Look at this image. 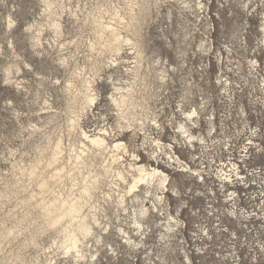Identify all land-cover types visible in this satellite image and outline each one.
Returning a JSON list of instances; mask_svg holds the SVG:
<instances>
[{
    "label": "rangeland",
    "instance_id": "obj_1",
    "mask_svg": "<svg viewBox=\"0 0 264 264\" xmlns=\"http://www.w3.org/2000/svg\"><path fill=\"white\" fill-rule=\"evenodd\" d=\"M200 1L208 6V19L207 14L200 13L197 20L187 9L188 3L193 6ZM105 4L124 7L122 0H60L56 13L63 30L56 37L47 26L41 0H0V192L5 193L0 200V232L23 220L24 195L7 191L8 187L18 186L22 191L30 187L22 168L39 157L49 137H77V131L67 126L69 113L63 92L73 75L60 66L59 59L69 58L73 66L76 56V65L83 66L86 45L94 39L84 16ZM187 4L172 6L166 0H150L140 36L147 47L145 64L161 60L168 69L174 68H170L165 88L159 90V101L152 104L159 123L151 127V140L158 143L151 141L142 147L143 136L139 135L138 148H131L143 163L155 165L150 160L153 152L159 157V168L170 176L168 203L153 218L144 250L130 256L125 245L116 247L117 240L106 236L107 242L118 248V256H111L106 245L99 264H148L149 259L152 264H264V195H259L264 184V0L256 6L253 3L250 9H243L236 0H187ZM8 20L14 21L10 30ZM37 22L45 26L42 47L33 46L34 29L27 30ZM203 38L210 45L207 52L198 47ZM60 44H67V49L61 51ZM17 64L20 73L16 72ZM253 66L259 68L263 78L255 77ZM7 69L12 72L9 77ZM156 70L159 68L143 71L155 88L159 85ZM114 72L108 60L100 73L102 100L83 123L90 134L116 124L107 100L111 93L109 75ZM195 109L201 116L192 128L196 139L190 143L182 136L180 123L185 120L184 113ZM56 113L55 122H51L50 117ZM121 139L128 142L129 134ZM165 153L181 158L188 171L182 173V168L169 166ZM231 163L241 168L235 171ZM228 171L234 175V183L222 185L219 174ZM196 172L198 177H193ZM245 178L247 186L240 185ZM233 192L237 193L235 200L227 198ZM231 208L233 214L228 211ZM109 212L112 214L113 208ZM170 214L179 225L174 237L164 243L159 240L161 229L154 222L165 224ZM24 240L20 233L3 242L0 264H49L50 256L57 264H74L60 254L53 255L56 248L49 233L25 249Z\"/></svg>",
    "mask_w": 264,
    "mask_h": 264
},
{
    "label": "bare ground",
    "instance_id": "obj_2",
    "mask_svg": "<svg viewBox=\"0 0 264 264\" xmlns=\"http://www.w3.org/2000/svg\"><path fill=\"white\" fill-rule=\"evenodd\" d=\"M41 1L46 9L47 26L53 29L56 37L60 36L63 26L56 13L60 0ZM122 1L124 7L120 5L111 8L105 4L100 5L96 11L85 14L84 23L93 31L94 39L89 40L86 45L88 54L85 53L82 67L76 65V56L73 57V66L69 58L60 57V66L65 71H71L73 75L72 79L65 81L63 92L69 113L67 126L70 130L77 131V137H73V134L69 135L68 140H53L49 137L39 157L34 158L30 166L21 170L22 176L30 181V187H23V191L18 186L8 187L7 191L12 195H24V213L22 221L6 226L3 232H0V245L22 233L25 237L22 248L25 249L31 243H36L39 236L49 233L51 243L56 248L53 255L60 254L64 260L74 264H99L106 245H109L111 256L117 255L118 248L106 240V236L110 235L117 240L114 242L116 247L123 244L130 250V256L146 248L151 236L149 232L153 229L151 222L155 215L165 210L164 207L168 203L165 204L166 193L170 190V176L159 168V157L154 152L150 155V160L155 165L143 163L137 152L131 148H138L136 139L139 135L143 136L142 147L147 143H158L151 140V127L159 123L152 106L157 104L162 96L159 90L165 88L170 70L174 68L168 69L161 60L152 64L144 63L147 47L140 40V36L141 28L146 23L150 0ZM155 1L158 3L160 0ZM236 1L243 9H250L253 3V6H256L259 2ZM166 3L172 6L181 3L186 5L187 0H166ZM194 4L186 5L194 18L198 20L200 13H204L208 19V6L203 1ZM169 14L171 15V12ZM106 16L109 21H106ZM7 22L10 30L14 21ZM42 23L37 22L35 26L27 29H34L31 36V40L35 41L34 47L43 46L45 26ZM261 30L264 34V23ZM262 43L264 46V38ZM209 46L204 38L198 45L199 50L206 52ZM76 47L78 49V46ZM59 48L61 51L67 49V44H60ZM38 53L40 54L39 51ZM124 53L133 57L126 58ZM108 60L119 74L115 76L114 72L109 75L111 93L107 99L115 112L116 124L90 134L83 123L88 119L93 107H97L102 100L98 88L99 81H103L100 73ZM156 67L159 68L155 78L159 83L157 88L147 73L143 72H153ZM15 68L17 73L22 72L20 65L17 64ZM252 69L256 78H263L259 68L253 66ZM7 73L9 77L11 69H7ZM18 83L19 87L21 84ZM184 114L185 120L180 123V131L188 142L193 143L196 135L192 128L199 124L201 115L197 109ZM56 116L57 113L50 117L51 122H55ZM124 134H129L128 142L121 139ZM164 155L169 166L182 168L179 171L182 173L188 171L187 166L182 165L181 158L173 157L169 153ZM196 175L197 172L192 174L193 177ZM200 177L202 178V175ZM225 180L231 182L230 184L234 183L231 177H226ZM236 194L233 192L231 196L236 197ZM4 196L5 193L0 192V200ZM110 208H113L112 214L109 212ZM168 218L165 224L154 222V226L161 229L159 240L164 243L174 237L179 225L173 215H168ZM24 221L27 222L25 225ZM123 223L128 227H123ZM92 240L96 241L95 245L91 244ZM50 258L49 264H57L55 257ZM149 260L151 263L148 264H152V259Z\"/></svg>",
    "mask_w": 264,
    "mask_h": 264
},
{
    "label": "built area",
    "instance_id": "obj_3",
    "mask_svg": "<svg viewBox=\"0 0 264 264\" xmlns=\"http://www.w3.org/2000/svg\"><path fill=\"white\" fill-rule=\"evenodd\" d=\"M247 149H248V148H246L245 150H247ZM244 157H245V156H244ZM244 157L242 156L241 158H244ZM240 160H241V159H240ZM231 164H232L233 166H235V171L237 170L236 167L241 168L238 164H235V163H231ZM230 173H231V172L228 171V172H221V173L219 174V176H220L219 179L222 180V181H221L222 185H225V184L229 183V182H226V180H225L226 177H231V178H233L234 175H232V174H230ZM235 173H236V172H235ZM235 173H233V174H235ZM238 173H239V172H237L236 174H238ZM227 174H228V175H227ZM226 175H227V176H226ZM243 177H244V176H243ZM245 180H246V178H245L243 181L240 180V183H239V184H240V185H243V186H247L248 183L245 182ZM233 182H234V180H233ZM230 183H231V182H230ZM237 186H238V185H237ZM260 191L264 193V184H263V187H260ZM263 193H260L259 195L262 196V195H264ZM260 196H259V197H260ZM228 197H232V196H231V195H228L227 198H228ZM233 197H234V196H233ZM263 197H264V196H263ZM261 198H262V197H261ZM234 199H235V197H234ZM233 210H234L233 208L228 209L229 213H230V211L234 212ZM247 218H248V217H247Z\"/></svg>",
    "mask_w": 264,
    "mask_h": 264
},
{
    "label": "snow or ice",
    "instance_id": "obj_4",
    "mask_svg": "<svg viewBox=\"0 0 264 264\" xmlns=\"http://www.w3.org/2000/svg\"><path fill=\"white\" fill-rule=\"evenodd\" d=\"M133 190H135V186H133Z\"/></svg>",
    "mask_w": 264,
    "mask_h": 264
}]
</instances>
